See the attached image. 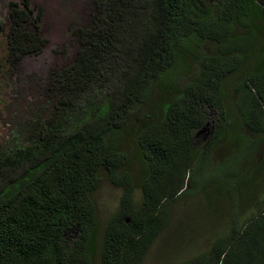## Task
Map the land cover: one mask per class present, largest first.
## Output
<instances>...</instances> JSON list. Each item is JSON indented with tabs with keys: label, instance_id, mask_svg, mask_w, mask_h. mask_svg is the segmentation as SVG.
Segmentation results:
<instances>
[{
	"label": "trees",
	"instance_id": "1",
	"mask_svg": "<svg viewBox=\"0 0 264 264\" xmlns=\"http://www.w3.org/2000/svg\"><path fill=\"white\" fill-rule=\"evenodd\" d=\"M41 19L10 2L7 62L43 51ZM76 36L50 111L0 148V264H143L191 190L260 206L183 264H264V161L252 167L248 138L264 136V0H94ZM104 177L122 195L101 233Z\"/></svg>",
	"mask_w": 264,
	"mask_h": 264
},
{
	"label": "rangeland",
	"instance_id": "2",
	"mask_svg": "<svg viewBox=\"0 0 264 264\" xmlns=\"http://www.w3.org/2000/svg\"><path fill=\"white\" fill-rule=\"evenodd\" d=\"M23 1L0 0V148L15 145L18 142L17 135L24 132L25 126L36 115L50 111L47 93L49 75L54 69L67 66L74 60L80 48L76 32L90 25L94 12V0H28L35 14L42 11L39 27L47 45L39 55L27 56L12 64L6 58L9 4ZM205 51L214 53L215 45H208ZM241 75L242 72H239L226 84L231 91V102L236 98L232 87ZM212 117L215 118V115ZM248 138L257 143L250 161L252 167H256L264 161V136L248 135ZM206 143L207 139H204L203 144ZM230 151L226 148L216 151L209 160L207 175H212L226 164L232 155ZM235 171V167L230 170ZM121 195V189L114 187L106 177L93 194L101 233L119 209ZM248 203H245L246 211H241L238 202L229 196L221 199L208 191L197 193L191 190L179 201L171 203L169 225L154 243L143 264H183L194 259L229 230L233 217L241 222L256 213L260 204ZM74 236L72 233L69 240ZM95 264H99V261Z\"/></svg>",
	"mask_w": 264,
	"mask_h": 264
}]
</instances>
